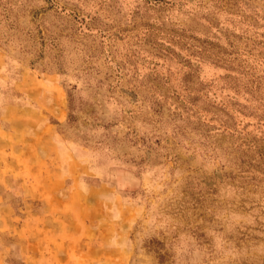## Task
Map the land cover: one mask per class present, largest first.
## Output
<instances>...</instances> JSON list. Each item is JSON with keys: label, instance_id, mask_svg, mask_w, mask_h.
Returning a JSON list of instances; mask_svg holds the SVG:
<instances>
[{"label": "rangeland", "instance_id": "1", "mask_svg": "<svg viewBox=\"0 0 264 264\" xmlns=\"http://www.w3.org/2000/svg\"><path fill=\"white\" fill-rule=\"evenodd\" d=\"M0 264H264V0H0Z\"/></svg>", "mask_w": 264, "mask_h": 264}]
</instances>
